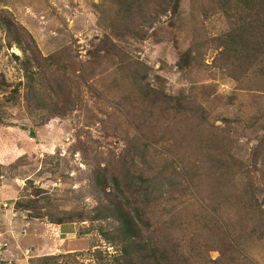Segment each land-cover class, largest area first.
Masks as SVG:
<instances>
[{
  "label": "rangeland",
  "instance_id": "rangeland-1",
  "mask_svg": "<svg viewBox=\"0 0 264 264\" xmlns=\"http://www.w3.org/2000/svg\"><path fill=\"white\" fill-rule=\"evenodd\" d=\"M214 1L0 0V264L116 255L78 216L118 194L182 264H264V39Z\"/></svg>",
  "mask_w": 264,
  "mask_h": 264
},
{
  "label": "trees",
  "instance_id": "trees-1",
  "mask_svg": "<svg viewBox=\"0 0 264 264\" xmlns=\"http://www.w3.org/2000/svg\"><path fill=\"white\" fill-rule=\"evenodd\" d=\"M115 1L118 4H124L127 0ZM181 2L182 0H174L175 11L179 10ZM214 3L232 26L230 32L222 38L223 46L235 52L240 45L248 47V43L252 41V44L256 46L255 51L261 53L259 40L264 39V0H215ZM181 61L183 66H187L188 54L185 53ZM115 183H118V180ZM149 190L150 187L147 191ZM151 192L153 194V190ZM112 201V205L106 207L105 211L99 208V212L94 215L78 216L81 222L107 223V231L101 229V234L117 249L118 253L114 256H105L96 250L93 253L95 264H182V261L170 251L166 244L160 243L153 231L147 209L149 199L146 198L145 203L118 194L112 195ZM25 207L28 211L37 209L31 203ZM73 220L74 217L70 216L58 220L51 216L49 221L53 225H67L75 223ZM258 227L264 230V212ZM79 256V253H70L61 257L48 256L39 258L32 264H53L52 262L59 258L73 261L68 264H86L79 259Z\"/></svg>",
  "mask_w": 264,
  "mask_h": 264
}]
</instances>
